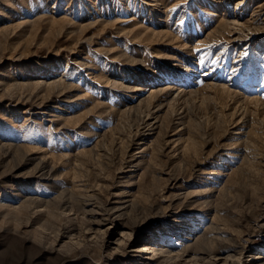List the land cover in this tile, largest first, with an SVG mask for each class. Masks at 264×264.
<instances>
[{
  "label": "rangeland",
  "instance_id": "374dc122",
  "mask_svg": "<svg viewBox=\"0 0 264 264\" xmlns=\"http://www.w3.org/2000/svg\"><path fill=\"white\" fill-rule=\"evenodd\" d=\"M263 104L264 0H0V264H264Z\"/></svg>",
  "mask_w": 264,
  "mask_h": 264
},
{
  "label": "bare ground",
  "instance_id": "6f19581e",
  "mask_svg": "<svg viewBox=\"0 0 264 264\" xmlns=\"http://www.w3.org/2000/svg\"><path fill=\"white\" fill-rule=\"evenodd\" d=\"M119 2H121V1H119ZM129 2V1H128ZM130 3V2H129ZM207 13H208V11H207ZM221 24H223V23H221ZM228 25H231V24H228ZM227 25V26H228ZM223 26V25H222ZM224 27H225V25H224ZM230 27V26H229ZM223 28V27H222ZM224 29V28H223ZM228 30V29H227ZM221 31V30H220ZM219 32V31H218ZM221 33V32H220ZM172 38H174V37H172ZM171 40V39H170ZM122 56V55H121ZM126 56H128V54L126 55ZM124 57V56H123ZM130 57V56H129ZM132 57V56H131ZM135 58V57H134ZM132 62V61H131ZM140 63H141V61H140ZM142 63H144V62H142ZM166 63V62H165ZM196 65H198V64H196ZM156 67V66H155ZM159 68V67H158ZM155 70V69H154ZM151 73H153V72H151ZM138 75V74H137ZM154 75V74H153ZM187 75V74H186ZM101 77V76H100ZM138 77V76H137ZM155 77H157V76H155ZM184 77V76H183ZM18 84V83H17ZM64 83H62V81H53L51 84H49V87H56V86H58V88L60 89V88H62V87H65L64 85H63ZM69 84V83H68ZM14 85V84H13ZM65 85H67V84H65ZM114 85H117V84H114ZM173 85V84H172ZM12 86V85H11ZM20 86V85H19ZM19 86H14L13 88L15 89V88H18ZM33 86H36V85H33ZM71 86V85H70ZM37 87V86H36ZM171 87V86H170ZM175 87H177V86H175ZM19 88H22L21 86L19 87ZM180 89V88H179ZM15 90H17V89H15ZM64 90V89H63ZM66 90V89H65ZM233 94V93H232ZM235 94V93H234ZM237 95V94H236ZM232 96V95H231ZM234 96V95H233ZM232 98V97H231ZM238 98V97H237ZM234 99V98H233ZM239 100H241V98L239 99ZM239 100H238V102H239ZM242 101V100H241ZM259 103L261 102V101H258ZM263 103V102H262ZM256 104L258 105V103L256 102ZM264 105V104H263ZM261 106V105H260ZM114 108H115V106H114ZM134 110V108L133 107H130L129 109H127V113H125L124 115H131L133 112H136V111H133ZM123 115V114H122ZM121 117V116H120ZM128 117H130V116H128ZM132 117V116H131ZM136 117V116H135ZM123 118H125V117H123ZM131 119V118H130ZM3 144V143H2ZM11 144V143H10ZM7 145V144H6ZM5 145V146H6ZM10 146V145H9ZM12 147H14V146H12ZM16 147V146H15ZM1 148V147H0ZM2 148H4V147H2ZM11 149V147H9V150ZM14 149V148H13ZM12 149V150H13ZM1 150V149H0ZM2 151H4V150H2ZM1 151V152H2ZM8 151V150H7ZM14 151H15V149H14ZM12 152V151H11ZM16 153H18L17 152V150L15 151ZM20 152H21V150H20ZM3 153V152H2ZM2 153H0V157H1V154ZM4 153L7 155V153H6V151H4ZM2 154V155H5V154ZM15 153V154H16ZM22 153V152H21ZM11 154V153H10ZM9 155V154H8ZM18 155H19V153H18ZM21 155V154H20ZM22 156V155H21ZM9 157V156H8ZM16 158V157H15ZM18 158V157H17ZM16 158V159H17ZM4 159V158H3ZM19 159V158H18ZM35 160V159H34ZM22 161V160H21ZM25 161V160H24ZM2 162V161H1ZM18 162V161H17ZM33 162V160L32 159H26V161H25V164H30V163H32ZM35 163H37L36 161H35ZM11 166V165H10ZM12 167H13V164H12ZM11 167V168H12ZM31 169L32 170H30L29 172H28V175L27 176H29V175H35V174H40V177H42V178H48V179H51V176H52V172L54 171V169H52L49 165H47V164H45V162H44V160L43 159H40V161L34 166V168L33 167H31ZM18 174V173H17ZM58 193V197H56V199H53V200H45V198L44 197H29V198H24L23 199V201H21L20 203H19V206H11V207H13L12 209H13V211L16 213L17 212V214L18 213H21L22 211H26L27 212V210L29 209V208H31L32 210H33V208H42V207H44V211L45 212H47L48 214H51V215H53L54 213H55V211L57 212V210H62L63 212L64 211H71V210H74V208L71 206L70 207V202L73 204V199L75 200V198H74V196L73 195H71L69 198H68V196H69V192H67L66 190H62V191H58L57 192ZM74 194V193H73ZM18 197H19V195H18ZM17 197V198H18ZM20 197H22V196H20ZM23 198V197H22ZM21 199V198H20ZM79 199V198H78ZM79 202V201H78ZM76 200H75V204H74V206H76V207H78L77 209H78V211L81 213V214H84V215H86V214H88V210H87V206H86V203H82V202H79L78 203ZM83 204H85V205H83ZM86 206V207H85ZM75 207V208H76ZM130 207L132 208V209H137V205H135V203H133V204H131L130 205ZM129 207V208H130ZM146 208V207H145ZM76 209V210H77ZM147 209V208H146ZM41 210V209H40ZM75 210V211H76ZM43 211V210H42ZM148 211V210H147ZM150 211V210H149ZM131 212H133V210L131 211ZM130 212V213H131ZM138 212V211H137ZM141 213H143V212H141ZM150 213V212H149ZM148 212H146V215L147 214H149ZM138 214V213H137ZM124 214H120V216H123ZM130 215V214H129ZM125 216V215H124ZM136 216V215H135ZM142 216H144L143 214H142ZM150 216V215H149ZM137 217H138V215H137ZM139 218V217H138ZM144 218V217H143ZM208 239V237H206L205 235L204 236H202L201 238H199V240H196V241H194V243H192V244H190V245H183V246H180V248H181V250H180V252L181 253H183V254H187V255H191L192 253L193 254H196V252H200V253H203V254H205V253H207L208 252V250L210 249V247H209V249L207 248V247H204V243L205 242H208L209 241V239ZM174 240V239H173ZM211 241V240H210ZM212 243V242H211ZM210 243V244H211ZM144 244V243H143ZM147 244V243H146ZM209 244V243H208ZM206 245V244H205ZM211 246V245H210ZM144 250H148V248H143ZM162 249H156V250H153V254L154 255H157L158 253H159V251H161ZM215 250V249H214ZM210 251V250H209ZM179 252V254H177L176 256H171V254H169L170 252H166L165 250H162V253L163 254H167V258H169V260H174V259H177L178 257H182L181 256V253ZM211 252V251H210ZM214 253V252H213ZM209 254V253H208ZM207 255V254H206ZM196 256H198L197 254H196ZM150 258V257H149ZM256 262V261H255ZM258 262V261H257Z\"/></svg>",
  "mask_w": 264,
  "mask_h": 264
}]
</instances>
